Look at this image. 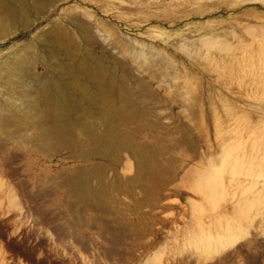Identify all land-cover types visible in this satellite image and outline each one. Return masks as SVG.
I'll return each mask as SVG.
<instances>
[{
    "label": "rangeland",
    "instance_id": "1",
    "mask_svg": "<svg viewBox=\"0 0 264 264\" xmlns=\"http://www.w3.org/2000/svg\"><path fill=\"white\" fill-rule=\"evenodd\" d=\"M12 1L26 21L0 6V76L37 58L0 99L57 79L77 102L66 133L21 99L0 121V264H264V0ZM87 69L126 138L104 135L111 93L87 109Z\"/></svg>",
    "mask_w": 264,
    "mask_h": 264
},
{
    "label": "bare ground",
    "instance_id": "2",
    "mask_svg": "<svg viewBox=\"0 0 264 264\" xmlns=\"http://www.w3.org/2000/svg\"><path fill=\"white\" fill-rule=\"evenodd\" d=\"M11 0H0V6L2 7V8H7L8 9V6H9V4L11 3L10 2ZM14 2L16 1V0H13ZM12 1V2H13ZM10 2V3H9ZM17 2H18V0H17ZM36 2V1H35ZM18 3H21V1L20 2H18ZM36 3H38V2H36ZM13 4V3H12ZM21 4H23V3H21ZM20 4V5H21ZM39 4V3H38ZM15 5L17 6V4L15 3ZM24 6H25V3L23 4ZM11 6V7H10ZM9 7L12 9V11H11V13L9 12L8 14L6 13V18H8V16L7 15H9L10 17H16V16H20V18L22 17V19L23 18H25V21H26V12H24V11H26V8H25V10H24V8H22L21 6H17V7H12V5H10ZM0 7V8H1ZM25 7H27V6H25ZM9 8V9H10ZM2 10V9H1ZM1 10H0V12H1ZM24 10V11H23ZM3 11V10H2ZM9 11V10H8ZM5 12H7V11H5ZM3 14V13H2ZM4 15V14H3ZM28 15V14H27ZM4 18V17H3ZM17 18H19V17H17ZM29 18H30V16H29ZM5 19V18H4ZM9 20H10V18H9ZM8 20V21H9ZM12 20V19H11ZM15 20V19H14ZM17 20V19H16ZM21 20V19H20ZM5 21H7V19L5 20ZM28 21H29V19H28ZM27 21V22H28ZM19 22V21H18ZM26 22V23H27ZM5 23H8V22H5ZM25 23H23V25H24ZM26 25V24H25ZM24 25V26H25ZM28 25H30V24H28ZM27 26V25H26ZM23 27V26H22ZM24 28V27H23ZM28 28H29V26H28ZM29 54V53H28ZM23 55V54H22ZM26 54H24V56H25ZM31 55V57L33 56L32 54H30ZM17 56V55H16ZM15 56V57H16ZM27 57V56H26ZM22 57V60L20 59V58H17V59H15V58H11L13 61L11 62V61H7L5 64H4V69H6L5 71H8L7 73H5V71H4V73L7 75V76H3V75H1L0 77V79H2L3 77L5 78L4 80H6V77H7V82L9 83V84H12V86L13 85H15V86H22V82L23 81H25L26 82V79L24 78V76L26 75V73L25 72H31L30 70L31 69H29L28 68V66L26 67V64L27 65H30L31 63H32V58H31V60L27 57ZM34 57H35V55H34ZM35 58H37V57H35ZM35 58H34V61H35ZM75 58H77V57H75ZM74 58V59H75ZM65 59V58H64ZM67 59V58H66ZM68 59H69V57H68ZM68 59H67V61H68ZM82 59H85V58H82ZM82 59H79V60H82ZM16 60V61H15ZM70 60H72L71 58H70ZM78 60V61H79ZM33 61V62H34ZM62 61H63V59H62ZM77 61V60H76ZM36 62H37V59H36ZM56 62V61H55ZM58 62V61H57ZM64 62V61H63ZM63 62H61V63H63ZM66 62V61H65ZM64 62V63H65ZM72 62V61H71ZM80 62V61H79ZM85 62H87V60L85 61ZM88 62H89V60H88ZM26 63V64H25ZM29 63V64H28ZM53 63V62H52ZM52 63L50 62V64L52 65ZM59 64H60V62H58ZM69 63V66H70V62H68ZM67 62H66V64H68ZM83 63H84V61H83ZM81 64L82 66H84V64ZM45 64V63H44ZM50 64H48V65H50ZM65 64V65H66ZM72 64V63H71ZM74 64V63H73ZM72 64V65H73ZM78 65H79V63H77ZM87 64V63H86ZM85 64V65H86ZM32 65V64H31ZM30 65V66H31ZM46 65V64H45ZM55 65H57V64H54V66ZM61 65V64H60ZM64 65V64H63ZM71 65V66H72ZM71 66H70V68H71ZM88 66V65H87ZM86 66V67H87ZM46 67V66H45ZM48 67V66H47ZM52 68H54V70L56 69V66L55 67H53V66H51ZM66 67V66H65ZM81 67V66H80ZM86 67H84V68H86ZM29 70H28V69ZM49 68V67H48ZM51 68V69H52ZM58 68V67H57ZM60 68H62V67H60ZM58 69V70H60L61 72H63L62 70H64V68H62V69ZM69 68V67H68ZM73 68V67H72ZM71 68V70H69V72L70 71H72L73 69ZM78 68V67H77ZM83 67H81V69H82ZM80 69V68H79ZM53 70V69H52ZM68 70L66 71H64V72H67L68 73ZM83 70V69H82ZM85 70V69H84ZM0 71H3L2 70V68L0 69ZM49 71H50V69H49ZM27 72V73H28ZM35 71L33 70V73H34ZM57 72V71H56ZM73 72V71H72ZM72 72H70V73H72ZM84 72V71H83ZM3 73V72H2ZM3 73V74H4ZM36 73V72H35ZM48 73V72H47ZM46 73V74H47ZM55 73V72H54ZM59 73V72H58ZM57 73V74H58ZM66 73V74H67ZM76 74L77 72H73L72 74ZM60 74V73H59ZM65 73L64 74H60V75H66ZM69 74V73H68ZM84 74H85V77H86V81H85V79H83L84 77H82V76H79V77H82V81L80 80V82H81V84H80V82H79V80H77L76 78H73V81H74V85H76V86H78L79 84L81 85H79L78 87H80V88H82V90L81 91H83L82 93H83V97L86 99V104L88 105V107L89 108H87V109H89V111H90V108L92 109V108H95V106H96V103H97V101H96V99H94V98H92V96H93V94H92V89H97V90H99L100 91V93H102V95H104V96H106L107 95V93H111L110 95H108V96H106V98H107V100L108 101H106V102H109L108 103V106H109V110L108 111H110V118L109 117H107V118H109V120H108V123H107V126H106V129H105V134L104 135H106V138L108 139V141H114V140H118V139H122V138H126L125 137V134L123 133V132H121V131H119V129L121 128V129H123V130H125L126 128L125 127H127V126H123V128L121 127L124 123L123 122H120L119 120H121V121H123L122 119H121V114H124L123 112L122 113H120V111L118 110V108H117V104H116V94L114 93V91H113V89L111 88V87H109L108 86V84H107V82L105 81V80H103V78L101 79L100 77V75H99V77L97 76V75H95L96 73H94L93 71H91L90 69H87L85 72H84ZM52 75V74H51ZM27 76V75H26ZM29 76V75H28ZM32 76H34V75H32ZM36 76V78L39 76L40 77V75H35ZM47 76H49L48 74H47ZM55 76H56V74H55ZM59 76V75H58ZM67 76V75H66ZM77 77H78V75H76ZM39 77L37 78L38 80H40L41 79V81H43V80H45L46 79V77H45V79H43V77H41L40 79H39ZM57 77V76H56ZM56 77H54V78H56ZM60 77V76H59ZM63 77V76H62ZM71 77V76H70ZM78 77V78H79ZM27 78V77H26ZM30 78H31V76H30ZM33 79H36V78H34V77H32ZM51 78V77H50ZM53 78V79H54ZM58 78V77H57ZM64 78V80H63V82H65L66 80H65V77H63ZM63 78H60L61 80L63 79ZM32 79V80H33ZM59 79V78H58ZM66 79H67V77H66ZM3 80V79H2ZM32 80L30 81V83L32 82ZM38 80H36V82L35 83H37V82H39ZM47 80V79H46ZM45 80V82H41V84H39V86H37L36 87V89H38L39 87H40V85L41 86H43V88L42 89H44V92L42 93L41 91H39V92H41L42 94H44V95H42L41 93H39L37 90H35L36 92H38V94H36V92L35 91H33L34 89H35V86L34 85H31V86H34V88H33V90L32 91H29V89H28V91H26V92H24L25 90H27V88H25V90H24V88H23V92H21V91H17L16 93H13V94H9V95H7V94H5L6 96H8V99H7V102H2V100L0 101V119H3V120H0V121H4V119L6 118V117H4V115H5V113L6 114H8L7 115V117L8 116H11V114H13L14 116L16 115V117H17V114L16 113H18V112H12V113H10L11 111L9 110L10 109V107H12V106H17V99H18V105H21V101H22V104L24 105V106H22L21 105V107H22V109L24 108V107H26L25 108V110L27 109V110H29L31 113H32V117L33 116H37V118H38V114L40 113V111L43 109L44 111H42V113H40V114H42L41 116H44V119H45V117L47 118V119H49V120H51V119H53V120H56V121H58V124L56 125V126H54V127H49V125L51 124V122H50V124L49 125H47V127H46V125H43V126H45V128L46 129H44L45 131H46V134H48V135H50V132H52V131H57L58 133H66L67 132V124L65 123V122H63V121H66L67 120V117H69V114H70V111H71V109L73 108V107H71V105L70 104H72V103H69V100H71L70 98L71 97H73V96H70V95H68L67 94V92L65 93V91H64V89L62 88H58V87H56L55 86V84H54V82L55 81H57V79H55V81H53L52 79H49V80H47L46 81ZM70 82H72V80H70V79H68ZM67 80V82H69ZM29 81H28V83H29ZM83 81H85V83H83ZM2 82H5V81H2ZM7 82H5L6 84H7V86H8V83ZM59 82V81H58ZM62 82V81H61ZM4 83V84H5ZM28 83H27V85H28ZM29 83V84H30ZM73 83V82H72ZM82 83H83V86H82ZM6 84L4 85L7 89V91H8V89H11V88H9V87H7L6 86ZM31 84H33V83H31ZM57 84V83H56ZM59 84V83H58ZM57 84V85H58ZM61 84V83H60ZM59 84V85H60ZM24 85V84H23ZM26 85V84H25ZM64 85H65V83H64ZM69 85V84H68ZM71 85V84H70ZM73 85V84H72ZM72 85H71V88H72ZM73 85V86H74ZM14 86V87H15ZM29 86V85H28ZM61 86V85H60ZM59 86V87H60ZM4 87V88H5ZM11 87V86H10ZM62 87V86H61ZM65 87H68L67 89H69V90H71L70 89V86H67V85H65ZM77 87V89H79L80 90V88H78ZM3 88V89H4ZM29 88H31L30 86H29ZM107 89V91L108 92H106L105 90ZM13 89V88H12ZM40 89V88H39ZM41 89V90H42ZM31 90V89H30ZM79 90H77L76 92H78ZM71 91H73V88H72V90ZM3 92V91H2ZM68 92H70V91H68ZM1 93V92H0ZM9 93H11L10 91H9ZM36 95H35V94ZM72 93H74V91L72 92ZM81 93V92H80ZM100 93H99V95H100ZM3 93H1L0 95H2ZM34 94V95H33ZM78 95L77 96H79V93H77ZM101 96V95H100ZM104 96H103V98H102V96H101V98L102 99H105L104 98ZM4 97V96H3ZM74 97H75V94H74ZM74 97H73V101L74 102H77V99L75 100L74 99ZM94 97V96H93ZM5 98V101H6V98L7 97H4ZM19 99H21V101L19 100ZM79 99V98H78ZM100 99V98H99ZM71 100V101H72ZM39 105H43L44 107L43 108H41L40 109V111H39V113H38V107H39ZM73 105V104H72ZM17 107H19V106H17ZM16 107V108H17ZM40 108V107H39ZM21 109V108H20ZM8 110L10 111V112H8ZM24 110V109H23ZM24 110V111H25ZM13 111V110H12ZM92 111H94V110H92ZM92 111H90V112H92ZM43 112H44V114H43ZM9 113H10V115H9ZM29 113V112H28ZM126 113V112H125ZM19 114V113H18ZM25 114V113H24ZM30 114V113H29ZM28 114V115H29ZM39 114V115H40ZM104 114H105V112H104ZM3 115V116H2ZM12 115V116H13ZM25 115H27V114H25ZM106 115V114H105ZM104 115V116H105ZM126 115V114H125ZM124 115V116H125ZM127 115H129V114H127ZM126 115V116H127ZM20 118H23V117H21V115H18ZM30 116V115H29ZM1 117H4V118H1ZM15 118V117H14ZM129 118V117H128ZM27 119V118H26ZM29 119H31L30 117H29ZM6 120V119H5ZM7 120H8V118H7ZM5 121V125H7V124H9L8 122H9V120L8 121ZM28 120V119H27ZM34 120V119H33ZM36 120V119H35ZM46 120V119H45ZM125 120V119H124ZM129 120V119H128ZM127 119H126V121H128ZM130 121L131 120H129L128 122L130 123ZM125 122V121H124ZM126 123V125H128L129 123ZM46 123V122H45ZM44 124V123H43ZM47 124V123H46ZM120 124H122L121 126H120ZM125 125V124H124ZM38 126V125H37ZM36 126V127H37ZM51 126V125H50ZM120 126V127H119ZM39 127V126H38ZM119 128V129H118ZM27 129V128H26ZM120 129V130H121ZM127 130V129H126ZM125 130V131H126ZM32 131V130H31ZM35 132V131H34ZM126 133V132H125ZM47 135V136H48ZM130 143V142H129ZM115 144V143H114ZM116 144H119V143H116ZM123 144H124V142H123ZM123 144H121V145H123ZM128 144V143H127ZM127 144H124L125 146H129V144L127 145ZM132 144V143H131ZM124 145L122 146V147H124ZM132 146V145H131ZM129 147V148H132V147ZM126 149H127V147H125ZM255 149V148H254ZM129 150V149H128ZM133 151V150H132ZM250 151H252V150H250ZM255 151V150H254ZM253 151V152H254ZM252 152V153H253ZM255 153V152H254ZM153 161L150 159V158H147L146 156H144V158H143V161L142 162H140V166L143 168V169H146V170H150L151 168H153L154 166H153ZM209 166H212V167H214L215 166V161H213V160H209ZM210 176V175H209ZM262 176V175H261ZM263 191H261V190H259V192L257 193V196L259 197V199H261V200H264V197H262L263 196V193H262ZM262 210L264 211V201H263V204H262ZM220 229V228H219ZM221 230V232H219V233H221L222 235H224L225 236V238H227V241H226V244L224 243V247L225 246H227V245H229V244H233V243H235L236 242V240H235V238L234 237H232V235H230L229 233H226L225 234V231H222V230H226V226L225 227H222V229H220Z\"/></svg>",
    "mask_w": 264,
    "mask_h": 264
}]
</instances>
